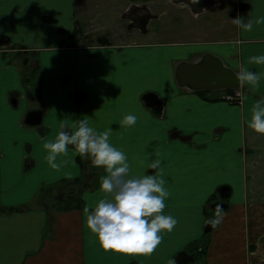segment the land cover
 <instances>
[{"label":"crops","instance_id":"0c3cea01","mask_svg":"<svg viewBox=\"0 0 264 264\" xmlns=\"http://www.w3.org/2000/svg\"><path fill=\"white\" fill-rule=\"evenodd\" d=\"M174 1L165 0V5ZM189 1L192 7L184 0L175 1L173 6L177 7L178 16L183 15L185 28L176 29L173 36H166L165 40L154 42L156 33L147 28L143 33L132 31L129 37L119 30V37L123 36L124 40L118 44L108 43L109 40L95 44L91 34L96 28L91 29L92 25L89 31L80 28L79 19L86 12L75 16V0H0V264H174L178 251L188 256L180 243L165 249L163 235L151 253L105 250L86 227L83 208L87 202L104 195L97 191L104 169L103 175L100 173L98 179L88 184L86 194H70L69 187L79 184L75 180L81 172L77 160L81 155L69 145L67 156H58L67 163L57 171L48 166L42 146V138H54L61 125L71 130L75 121L84 115L89 116L97 130L102 131L110 124L111 143L124 149L132 171L138 169L144 174L157 171L150 168L158 159L156 153L167 154L162 161L167 166L181 155V144L168 136L172 131L189 134L188 149L203 143L200 149L221 146L222 159L226 163H217L215 168L228 169L229 176L226 183L216 184L215 188L230 187V196L220 197L219 201L227 204L225 212L229 208L227 201L234 194L230 181L240 180L235 165L238 171L245 168L264 170V134L254 132L247 124L254 101L264 97V81L256 91L240 83V103L228 104L222 96L231 90L205 88L195 91L180 87L175 80L179 63H195L207 56L210 66L211 55L220 58L235 73L245 65L253 71L264 70V64L248 61L249 56L264 53V23H254L250 31H245L231 20L238 15L245 20L264 16V0H212L205 7L201 2ZM80 3L85 2L80 0ZM145 3L153 6L158 18L159 14H166L164 9L163 13L157 12L158 4L153 0ZM242 3L248 4L246 11L240 10ZM187 12L192 17L190 30L186 26ZM76 30L84 36V43L60 49ZM54 52L60 53L62 62L58 68L66 72L64 78H69L67 82H60L63 99L55 97L59 94L54 83L57 69L53 64ZM27 69L38 70L41 75L36 96L32 87L33 93L27 89L24 78ZM190 83L198 84L195 79ZM146 92L157 94L162 101L161 113L144 106L140 98ZM27 95L40 102L39 108L43 110L42 123L37 127L24 124L28 110L21 113L18 106L21 101L25 109H33L25 101ZM128 112L135 113L138 119L135 125L126 128L120 120ZM231 134L234 135L233 145L224 143L222 139ZM242 145L254 151L247 164L246 147L240 157ZM218 151L210 150L208 155L215 157ZM160 166L161 163L157 168ZM181 166L185 170L183 173L173 176L169 173L171 177L163 173L165 186L170 191L163 211L177 218L170 232L180 233L181 227L189 226L194 233L195 226L201 231L206 225L202 210L196 209V202L206 201L213 192L206 196L207 199L197 196L199 189L185 196L175 192L186 184L203 181L202 174H196L191 163H181ZM64 185H67L65 189ZM242 195L236 199L238 204L245 200H241ZM45 199L50 202L46 206ZM250 200L248 196L247 202ZM67 202L71 203L70 207ZM261 210H251L252 215L262 214ZM237 214L238 211L233 212ZM238 224L240 219L223 217L216 229L211 226L208 231L214 235L204 253L205 259L195 260L190 254V260L184 264H247L249 259L243 246L246 231L244 228L237 230L235 225ZM257 248L259 251L250 256H253V264H262L264 246L257 245Z\"/></svg>","mask_w":264,"mask_h":264},{"label":"rangeland","instance_id":"374dc122","mask_svg":"<svg viewBox=\"0 0 264 264\" xmlns=\"http://www.w3.org/2000/svg\"><path fill=\"white\" fill-rule=\"evenodd\" d=\"M141 2L145 0H83L85 3H80V0H75V16L79 15V12L85 11L86 14L84 17H80L79 19V25L81 29L88 30L90 29V26L92 25L91 29L96 28V32L91 34L93 35V39L97 42L99 40H109L110 43H118L122 37H119V30H123L124 33L129 32V28L126 25V22L124 19H122L123 12L128 8L129 4L132 2ZM155 3H157L158 13H163L162 9L166 11V14L160 15L159 18L156 19V21H152L147 26L148 29H151V32L156 33L154 39H152L154 42H160L162 40H165L164 37L166 36H173V32L176 29H183L185 28V25H182V19L183 15H179V11L176 10V6H173L174 3L171 2L167 6L165 5V0H153ZM83 6V8H81ZM184 23V21H183ZM186 26H188L189 30L192 25V17L190 12H187V20H186ZM186 35L185 37H188ZM89 38V37H87ZM81 42H84V37H81ZM20 46V45H19ZM27 46V45H26ZM28 47V46H27ZM20 49V47H19ZM22 52V50L20 51ZM24 52V51H23ZM39 55L42 53V51L38 52ZM58 52L52 53L54 55V65L55 68L57 66V69H55L54 74V83L57 85V94L55 97H61L60 99H63V95H61V84L60 82L64 80V82H67L69 78H64L66 75V72L62 71V68H58L61 65V59ZM26 58V56H24ZM31 56L28 55L27 59H29ZM40 58V57H39ZM72 72V71H71ZM40 73L35 70L27 69L25 70V76L26 79V85L27 89L32 91V88L34 90V96H36V88L41 85V77ZM71 76V75H70ZM32 87V88H31ZM140 95V94H139ZM33 96V97H34ZM226 96H230L233 99L232 102L225 100ZM240 97L241 94L238 92L237 96L234 92H228L227 94L222 96V100L225 101L228 104H236L240 103ZM65 98V97H64ZM29 108L38 109L41 104L38 101L31 100V96L27 95V98L25 100ZM13 106V105H12ZM18 106L21 109V113L24 110H33V109H25L23 107V102H19ZM232 120V117L230 118ZM27 127V126H26ZM169 137H173L176 142H179L181 144L180 152L181 155L177 157L174 161V163H170V165L163 164L162 161L167 157V154L164 152L156 153V158L158 157L161 166L158 169H163V173L167 175L168 177H171V175H175L183 173L185 170L181 166V163H191L192 170H195L196 174L201 173L203 176V184L202 182L197 181L194 185L193 184H186L184 187H179L175 190V192H178L182 196L190 195L194 193L197 189H199L197 196L199 198H202L203 196H206L211 192H213V195H216L214 199L211 201H198L196 202V209L198 212L202 210V217L204 218L203 221L207 225V221L210 218H213L216 212V208L212 207V203L215 202V200L221 201V198L218 194V192L215 190L216 184L220 183H226L227 179L226 177L229 176V170L223 169L222 167L215 168L218 164H225L226 162L222 159V152L221 146L218 145H210L208 148L205 149L200 147L203 144H198L197 147L192 146V149H188L189 146V134L181 132V131H172L171 133H168ZM219 138V137H217ZM225 142H229L231 145L232 140L234 141V135H227L225 138L222 139ZM245 147L247 146L242 145L240 148V157H242ZM198 148V149H197ZM231 148H233L231 146ZM218 151L216 153L215 157H211L209 154V151ZM247 152H245V158H246V164L247 159L252 158L253 154V148L250 146L247 148ZM242 152V153H241ZM234 161H236L234 159ZM216 165H214V163ZM79 163L81 164V172L78 177V183L75 187L74 185L69 187L70 194L72 193H78L83 192V194H86L88 184L93 181V179H98L100 173L102 174L103 167L96 166L91 163V159L87 156H81ZM146 164V161L144 162V165ZM148 166V165H147ZM167 166V167H166ZM166 167V168H164ZM195 167V168H194ZM151 168V167H150ZM149 168V169H150ZM246 169V168H245ZM237 170V167L235 165V173H239L238 179L240 180H233L230 181L234 194L231 196V198L227 201L228 202V210L225 212L224 218L229 217L230 220L238 221L240 219V224L235 225V228L238 230L239 228H244L246 233L244 237V243L243 246L245 248V251L247 253V257L249 259V262L247 264H250V261H253V256H250V254H253L254 251H259L257 248V245L264 246V170H258L253 168H248L249 170ZM169 173L171 175H169ZM103 174L105 175V171H103ZM102 174V175H103ZM132 174L135 175H143L138 169H134L132 171ZM101 176V175H100ZM241 182H243V186L241 185ZM240 184V185H239ZM67 187V185H64V189ZM76 189V190H75ZM62 191H60L61 193ZM242 195L241 200H244V202H241L238 204L236 199ZM251 199L247 202V198ZM182 201H185V198L182 199ZM236 202V203H235ZM50 202H43V204L46 206ZM231 203V208H230ZM68 207L71 206V203H66ZM238 210H232L237 209ZM262 208L261 210L262 214H258L256 216L252 215L251 210H256ZM238 211L237 215H233V212ZM240 215L241 218L238 216ZM201 217V218H202ZM201 218L199 219V222L201 221ZM198 222V224H199ZM212 226V225H211ZM218 227L217 225L213 226ZM255 227V228H254ZM220 228V227H219ZM218 228V230H219ZM182 232L180 233H173L170 231H167L163 233V238L166 241L165 243V249H170L171 244L173 243H180L182 246L181 249H183L188 255L193 254L195 256V260L200 259V261H203L205 259L204 253H207L208 247L210 243L213 241V233L212 232H206L205 226L199 230V226H195V232H190V227H181ZM247 230L248 233H247ZM218 232V231H217ZM188 236V239H187ZM199 238V239H198ZM184 239H187L186 241H183ZM196 239V240H195ZM261 251H264L262 249ZM178 253H183V251H178ZM177 253V254H178ZM185 254V253H184ZM251 258V260H250ZM246 259V257H245ZM175 264H177L176 259L174 260ZM204 264V263H203ZM262 264H264V257Z\"/></svg>","mask_w":264,"mask_h":264},{"label":"clouds","instance_id":"9594fccd","mask_svg":"<svg viewBox=\"0 0 264 264\" xmlns=\"http://www.w3.org/2000/svg\"><path fill=\"white\" fill-rule=\"evenodd\" d=\"M239 28L250 31L254 23H264V16L245 20L243 16L231 19ZM249 63L264 64V53L248 57ZM238 83H245L251 91L259 88L264 81V70L253 71L247 65L236 74ZM138 117L133 112L126 113L120 124L128 128L135 125ZM248 127L254 132L264 134V97L254 101ZM110 124L104 130H97L89 121V116L77 119L71 130L61 129L54 138H42L46 150L48 166L59 171L67 160L69 145L81 156H87L91 163L102 166L105 175L100 177L97 191L104 195L87 202L83 208L85 225L95 235L105 250L119 253H151L162 239L164 231H171L177 218L163 211L170 191L165 186L163 169H158L160 161L152 162L150 167L157 169L143 175L132 174V167L123 148L111 143ZM213 218L208 225H219L225 215L221 203H217ZM175 264V261H174Z\"/></svg>","mask_w":264,"mask_h":264},{"label":"water","instance_id":"95a60500","mask_svg":"<svg viewBox=\"0 0 264 264\" xmlns=\"http://www.w3.org/2000/svg\"><path fill=\"white\" fill-rule=\"evenodd\" d=\"M196 2H201V6L205 7L206 5L212 3V0H195ZM185 3L190 5L189 0H184ZM249 8L247 3H242L240 6L241 11H246ZM193 12H196V9H193ZM199 10V9H198ZM135 11H139L142 14L139 15L137 18L135 25L133 27L137 28L140 33H143L147 30L148 22L151 19H155L156 17L153 16L151 11L146 5H131L127 11L125 12V16L129 19V21H135L137 19L133 18V13ZM144 13V14H143ZM126 19V17H125ZM212 59L210 60V66L207 65L206 58L207 56L202 57L201 60L195 63H179L176 71H175V80L180 87L187 88L190 90H200V89H224V90H231V91H238L240 87V83L237 81L236 73L229 67H226L222 60L218 57L213 55ZM210 67V68H209ZM208 68V69H206ZM195 79V82L198 83L196 85H192L190 83L191 80ZM204 81H213L217 82L216 85L207 84ZM218 82L221 85H218ZM141 101L143 102L146 108H150L155 113H161L162 111V101L159 99L157 94L153 92H146L141 95ZM12 104L16 105V100H12ZM42 109H35V110H28L24 116V124L30 127L39 126L42 123ZM220 197L225 199L230 196V187L228 186H221L217 189ZM221 203V207L224 209L227 207L226 203ZM216 203V204H217ZM215 204V206H216ZM211 229V225H205V231L208 232ZM178 259H176L177 264H184L187 263L191 256L185 255L183 253H179Z\"/></svg>","mask_w":264,"mask_h":264},{"label":"flooded vegetation","instance_id":"af4514ba","mask_svg":"<svg viewBox=\"0 0 264 264\" xmlns=\"http://www.w3.org/2000/svg\"><path fill=\"white\" fill-rule=\"evenodd\" d=\"M134 1V0H133ZM147 0H145V1H141V2H133L134 4H132V5H146L148 8H149V10L151 11V13L153 14V16L154 17H156L155 19H151L149 22H148V25H149V23L150 22H152V21H155L157 18H158V16H157V14H155L154 13V8H153V6H149L147 3H145ZM176 1V0H175ZM175 1H174V3H175ZM131 5H129L128 6V8L130 7ZM127 8V9H128ZM127 9L123 12V14H122V19H124L125 20V22H126V25L128 26V28H129V32L126 34V33H124L125 34V36L126 37H129V35H130V33L132 32V31H136V32H138V33H140V31L137 29V28H135V27H133V25H135V23H136V21H138V17H139V15L140 14H142L141 12H139V11H135L132 15H133V18L134 19H137V20H135V21H129V19L127 18V16H125V12L127 11ZM144 14V13H143ZM125 17H126V19H125ZM147 25V26H148ZM75 32H78V39H79V41H80V39H81V32H79L78 30H76ZM75 32L73 33V35L75 34ZM71 37V36H70ZM70 37H68L65 41H64V43H66V41L70 38ZM82 37H84V36H82ZM123 40H124V37H123ZM89 42H91V41H89ZM103 42V40H99V42H97V41H94V43L95 44H98V43H102ZM63 43V46H61V48L60 49H68V48H75V47H77L78 45H80V44H83L84 42H79V44L77 45V46H66V44H64ZM108 43H110V42H108ZM112 44H114V43H112ZM115 44H118V43H115ZM31 99H32V96H31ZM38 109H41V108H38ZM35 127H37V126H35ZM219 196H220V194H219ZM217 202H219L218 200H215V202L214 203H212V205L215 207V204L217 203Z\"/></svg>","mask_w":264,"mask_h":264},{"label":"trees","instance_id":"16d2710c","mask_svg":"<svg viewBox=\"0 0 264 264\" xmlns=\"http://www.w3.org/2000/svg\"><path fill=\"white\" fill-rule=\"evenodd\" d=\"M79 39H78V32H75V34L74 35H72L67 41H66V43H64V44H66V46H77L78 44H79ZM232 92V91H231ZM77 160L79 161L80 160V157H77ZM76 180H78V178L76 179ZM75 180V182H77ZM218 192V191H217ZM219 194V193H218ZM216 197V195H211L209 198H208V200L207 201H211L212 199H214Z\"/></svg>","mask_w":264,"mask_h":264},{"label":"built area","instance_id":"2783aa9c","mask_svg":"<svg viewBox=\"0 0 264 264\" xmlns=\"http://www.w3.org/2000/svg\"><path fill=\"white\" fill-rule=\"evenodd\" d=\"M234 93H235V94H236V96H237L238 92H237V91H235ZM233 99H234V98H232V97H230V96H226V97H225V100H227V101H230V102H232V101H233Z\"/></svg>","mask_w":264,"mask_h":264},{"label":"bare ground","instance_id":"6f19581e","mask_svg":"<svg viewBox=\"0 0 264 264\" xmlns=\"http://www.w3.org/2000/svg\"><path fill=\"white\" fill-rule=\"evenodd\" d=\"M173 48V47H172ZM170 54V53H169ZM145 58V57H144Z\"/></svg>","mask_w":264,"mask_h":264}]
</instances>
